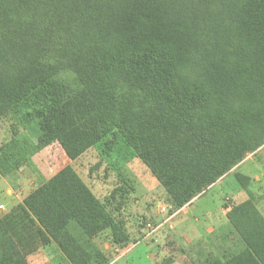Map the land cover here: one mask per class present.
I'll return each instance as SVG.
<instances>
[{"label": "trees", "instance_id": "1", "mask_svg": "<svg viewBox=\"0 0 264 264\" xmlns=\"http://www.w3.org/2000/svg\"><path fill=\"white\" fill-rule=\"evenodd\" d=\"M6 116L24 132L0 148L1 175L54 143L75 161L120 135L183 208L264 146V0H0ZM98 203L65 168L0 219V264H28L48 243L34 219L47 205L81 226L93 209L115 214ZM228 217L244 249L200 264H264L253 202ZM111 229L129 241L121 221ZM71 233L58 242L70 264L110 263Z\"/></svg>", "mask_w": 264, "mask_h": 264}, {"label": "rangeland", "instance_id": "2", "mask_svg": "<svg viewBox=\"0 0 264 264\" xmlns=\"http://www.w3.org/2000/svg\"><path fill=\"white\" fill-rule=\"evenodd\" d=\"M23 132L11 116L0 118V148ZM260 161H257L259 167L248 164L243 167V172L252 176L258 171L263 179L253 185L250 179L245 183L250 184L247 186L257 195L258 204L254 201V205L264 216V158ZM67 167L75 171L100 204L111 201L110 211L115 214H106V209H93L82 220V227L76 224L67 226L68 218L62 210L47 205L43 213L34 219L48 243L32 246V251L27 255L28 264H70L58 243L61 234L67 229L79 243L92 240L107 256L109 264H200L207 254L212 253L214 257L216 251L211 238L213 234L207 229L211 226L215 232L220 229L224 224L222 208L227 209L235 202L232 197L235 194L226 191L223 196V191L229 187L214 184L196 197H200V200L188 210L189 217L183 212L182 216L181 213L176 216L182 208L176 209L160 183L120 135L108 136L75 161L69 160L60 145L54 143L35 154L19 170L6 176L0 173V206L4 207L0 210V219L13 212L32 192ZM237 175L243 174L234 172L231 175L233 187L245 190ZM240 205L232 206L228 214ZM164 206L168 211L165 215L167 223L157 233L148 234V222L158 226L165 221L159 219L163 217L160 207ZM205 207L215 211L212 222L206 221L205 225L200 223L203 226L196 229L193 223L196 218H201V210ZM174 215L177 218L171 221ZM119 221L127 232V243L118 244L113 240L111 226ZM230 230L232 232L233 229ZM226 231L224 228V233ZM201 243L204 246L202 250L199 248Z\"/></svg>", "mask_w": 264, "mask_h": 264}, {"label": "crops", "instance_id": "3", "mask_svg": "<svg viewBox=\"0 0 264 264\" xmlns=\"http://www.w3.org/2000/svg\"><path fill=\"white\" fill-rule=\"evenodd\" d=\"M262 157L264 158V147H262L261 149H259L254 154H249L243 160V162H241L231 172H229L219 182H217L216 185H214V186H218L219 184H221V186L226 185V186L229 187L228 190L223 191V193H222L223 196H224V194H225L226 191L231 192L232 194H235V195L232 196L234 198L235 202L232 203V205L229 206V208H227V209H226V207L222 208V213H223V217H224V220H223L224 224H222L220 226V229L218 231H216V232H215V229L213 228V226H211L210 228L207 229L208 232H210V233L213 234L211 236V238H212V240L214 242L213 244H215V250H214V251H216V253L214 255L215 257H218V254L221 253V255L219 256V258H223L225 255H227L230 252H239L240 250L244 249V244L241 242V239L233 232V230H232V232L230 230L232 228H231L230 220L227 217V214L230 211V208L232 206L240 205V204L242 205V204H244L247 201H252L253 204H254V201H255L258 204L257 199H256L257 195L253 193V191L251 190L250 186H248L247 189H245V190H242L240 188H234L233 185H232V183H231V181H230V178H231V175L234 172H238V173L243 174V176H248V178L251 180L252 185L255 184V183H257V182H260L263 179H262V177L259 176V172L258 171L256 172V174H253L251 176L250 174H245L243 172V167H245L248 164L253 165L254 167H259L260 165L258 164L257 161H260ZM248 185H250V184H248ZM199 200H200V197H199V199L198 198L194 199L189 205H187L184 208H182L175 215L177 216L178 214H180L181 212H183L184 215H186L187 217H189L188 210L190 208H192L193 205L197 201H199ZM3 209H4V207L2 209H0V210H3ZM213 213H215V211H212L208 207H205L204 209L201 210V218H199V219L196 218L195 219V224L191 220H189V219H187V220L191 224L193 223V225L197 229L198 226H200V227L203 226L200 223H203L204 224V223H206V221L212 222L211 220H212L213 215H214ZM175 215L174 216H171V219H172L171 221H173V219L176 217ZM181 216H182V213H181ZM159 219H161L163 221V220L166 219V217H165V215H163V217H160ZM180 225H185V223H181ZM224 228H226V230H227L225 233H224ZM189 242H190V244L193 243L192 240H190ZM207 246L210 247V243L208 241H207ZM203 247L204 246L201 243L199 245L200 250H202ZM211 254L212 253H209L207 255L209 256Z\"/></svg>", "mask_w": 264, "mask_h": 264}, {"label": "built area", "instance_id": "4", "mask_svg": "<svg viewBox=\"0 0 264 264\" xmlns=\"http://www.w3.org/2000/svg\"><path fill=\"white\" fill-rule=\"evenodd\" d=\"M0 208L2 209L3 207L0 206ZM160 212L163 214V215H167L168 214V211H167V208L164 206V207H160ZM169 219V218H168ZM167 220V219H166ZM164 221L163 224L161 225H158V226H155L154 224L152 223H147L146 225V229L148 230V234H153V233H157V231H159L161 229V227L164 226L165 223H167V221Z\"/></svg>", "mask_w": 264, "mask_h": 264}]
</instances>
